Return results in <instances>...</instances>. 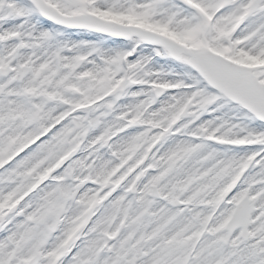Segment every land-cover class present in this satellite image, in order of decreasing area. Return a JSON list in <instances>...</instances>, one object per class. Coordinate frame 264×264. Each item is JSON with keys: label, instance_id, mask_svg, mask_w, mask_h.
I'll return each mask as SVG.
<instances>
[{"label": "snow or ice", "instance_id": "1", "mask_svg": "<svg viewBox=\"0 0 264 264\" xmlns=\"http://www.w3.org/2000/svg\"><path fill=\"white\" fill-rule=\"evenodd\" d=\"M0 264H264V0H0Z\"/></svg>", "mask_w": 264, "mask_h": 264}]
</instances>
